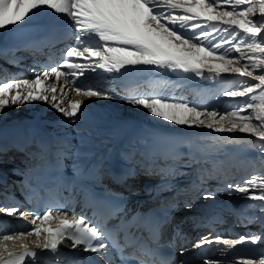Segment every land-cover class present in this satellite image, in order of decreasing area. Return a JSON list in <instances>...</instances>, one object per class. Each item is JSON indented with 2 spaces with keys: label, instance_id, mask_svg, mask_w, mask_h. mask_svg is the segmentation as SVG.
I'll return each instance as SVG.
<instances>
[{
  "label": "snow or ice",
  "instance_id": "obj_1",
  "mask_svg": "<svg viewBox=\"0 0 264 264\" xmlns=\"http://www.w3.org/2000/svg\"><path fill=\"white\" fill-rule=\"evenodd\" d=\"M45 9L51 10L54 17H64L71 23L76 43L63 50L59 63L39 72L33 70L31 78L0 76V113L11 105L43 101L75 124L86 116V111L79 100L64 106L68 91L87 97L117 99L175 125L231 136L247 134L253 138L251 146L264 165V0H0V30L26 23ZM9 62L18 65L20 58ZM240 64L242 66H236ZM143 68L213 81L225 74H236L255 82H245L221 93L224 97L243 100L228 110L190 104L165 95L167 82L164 81L155 82L151 92H141L137 86L127 95H120L114 88L77 83L86 72L97 70L112 74V81L132 80ZM69 78L72 88L66 90ZM53 79L55 83L49 86L46 82ZM181 146L191 148L179 141L157 139L148 145L145 153L129 150L121 156L129 166L120 172L104 159L93 160L87 154L82 158L78 156L67 186L85 193V206L93 208V217L99 219L90 220L86 214L70 219L68 212L58 206L46 207L40 212L33 210L31 230L0 236V264H38L40 254L23 242L26 236L37 237L33 241L35 247L51 253L56 264H61L62 257L68 255L61 253L62 244L72 249L82 246L84 252L96 254L99 259L94 264H117V260L119 264H149L142 256L152 258V264H156L157 259L159 264H175L161 254L159 244L162 229L170 223L168 211L163 215L137 212L129 218L125 211L127 197L123 193L108 192L104 197H97L82 181H99L107 175L117 185L124 186L136 175L137 155L159 156L171 162L155 173L162 177L159 195L170 190L169 185L176 176L185 175L181 168L192 166L184 162L185 155L198 162L191 151H179ZM51 152L53 167L62 178L61 165L66 151L57 145ZM140 167L146 174H153L149 165ZM200 181L204 182L203 176ZM223 187L228 195L242 194L252 202L249 207L254 204L264 214V170L238 183L225 182ZM214 195L205 192L202 198L210 199ZM191 206V203L185 204L187 208ZM0 212L19 213L22 217L30 214L18 207H0ZM249 219H259L264 224V215ZM53 220L58 221L56 226L46 227ZM8 241L13 245L19 242L20 251H10ZM245 242L260 246L256 254L231 261L204 257L203 264H264V229L236 239L201 236L182 247L180 255L205 245L218 248L223 254Z\"/></svg>",
  "mask_w": 264,
  "mask_h": 264
},
{
  "label": "bare ground",
  "instance_id": "obj_2",
  "mask_svg": "<svg viewBox=\"0 0 264 264\" xmlns=\"http://www.w3.org/2000/svg\"><path fill=\"white\" fill-rule=\"evenodd\" d=\"M48 24H55V25H69L71 24L66 18L64 17H54L51 10H42L38 15L34 16L32 19L28 20L26 23L16 25V26H8L7 29L0 30V47H2V37L4 36V33L6 32L8 36L5 37V39L10 38H20L27 36L31 30H34L37 27L48 25ZM148 70V69H147ZM147 70L141 69L138 78H141L142 75L146 76ZM99 72H103L100 70ZM156 73L154 70L151 71ZM153 73V74H154ZM174 77H176L177 82L179 80L183 79L184 77H181L178 74L171 73ZM87 77V76H86ZM168 77H172L168 73H163V76H161L162 80H169ZM145 78V77H142ZM80 79V78H79ZM104 79V78H103ZM83 81H87L88 78H82ZM55 82H48L47 84L51 86ZM61 83H63V78H61ZM90 83L89 81L86 82V84ZM130 83H134L133 80H130ZM91 84V83H90ZM69 85V84H68ZM57 86V85H56ZM59 84L57 88H59ZM66 90L69 89L67 85H65ZM181 90H183V86L181 85ZM206 88V86L204 87ZM220 88V87H219ZM225 89V88H224ZM179 89V91L181 92ZM189 90L191 93H196L199 97V99H206L204 96L203 89H199V86L195 85L192 87H189ZM208 92H210V88H206ZM218 90V87L217 89ZM212 91V90H211ZM165 95H170L168 93V89H164ZM75 92L68 91L67 93V102L65 103V107L68 106V102L72 100H79L82 101V106L86 107V109H90L88 112H86V116L82 119L78 120L75 124L68 121L67 118L63 117L62 114L57 112L55 109H53L48 103L43 101H32V102H25L21 105H11L5 109L3 113H0V131H3L5 129H11V130H17V131H25L26 126L28 124L40 122L42 124H46L51 126L50 124H56L55 122L66 121L67 129L65 130V136L67 135V139L76 146L80 157L82 158L85 154H87L89 157L93 155V153L97 150L103 149L107 145H115V148H119L123 146V141L127 134L133 130H138L140 133H144L146 135H149L152 132H155L156 135L154 137V140L157 139H166V140H175L182 142V144H188L191 146V148L181 146L179 148V151L183 153H188L191 151V153L194 155L195 160L199 156L200 152L203 151V145L208 146L211 141L216 140V143L219 144L222 139H219L220 137H223L225 135L230 136L229 134H217L213 133L210 130L206 129H198L195 127H186V126H179L175 125L173 123H166L164 121H161L159 119H155L151 116H145L141 112H136L135 115L130 111V109H125V105L121 104L124 103L121 101V103L117 102L116 100L113 102H109L105 104L106 106H113L114 112H109L108 114H103V112H100L99 110H96L95 106H90L91 104L87 99L84 98L82 94H79V97L81 98H74ZM60 95V93H57ZM214 94V93H212ZM195 95V94H194ZM204 96V97H203ZM213 96V95H212ZM193 98V97H192ZM212 98V97H211ZM93 100V99H92ZM100 102V101H99ZM101 103V102H100ZM211 105V104H210ZM215 107L217 105L215 104ZM119 108V110H117ZM104 119L105 121L101 120ZM87 124L93 125L95 128V131L98 135H101L100 138L96 137H88L83 133L82 131L85 129ZM63 125H59V127H62ZM160 133H165L164 135H159ZM86 136V137H85ZM235 137L239 138H251L250 136L246 134H236ZM243 138V139H244ZM123 141V142H122ZM239 140H236L234 142H237ZM248 141H253L250 139H247ZM243 143V142H242ZM199 144H201L199 146ZM245 147V146H244ZM249 147V146H248ZM244 152H241L240 150H235L233 152H230L229 156L226 158L227 161H235L236 164L239 166H246L250 162V159L247 158V156L244 155ZM258 154V153H257ZM259 155V154H258ZM186 156V155H185ZM184 156V162L190 163L192 160L188 157ZM77 158V157H74ZM162 159V158H161ZM21 161H24L21 160ZM17 162L14 161L13 163L8 162L4 164L3 166H14ZM193 161L191 164L193 165ZM2 167V166H0ZM235 216H233L234 219ZM227 238L231 239L232 234H229L226 232ZM37 238V237H34ZM13 245V244H12ZM16 245H19L16 244ZM15 245L11 246V249L9 247V250L16 249ZM215 253L214 256H210L212 259H221V260H229L231 261L232 257L235 256H249L256 254V251L243 249V248H235L233 249L235 252L234 254H227L224 256V258H221V254L215 248L212 249ZM233 253V252H232ZM203 264V262H201Z\"/></svg>",
  "mask_w": 264,
  "mask_h": 264
},
{
  "label": "rangeland",
  "instance_id": "obj_3",
  "mask_svg": "<svg viewBox=\"0 0 264 264\" xmlns=\"http://www.w3.org/2000/svg\"><path fill=\"white\" fill-rule=\"evenodd\" d=\"M236 66L239 67V66H242V64L236 65ZM85 74L89 75L90 72H86ZM181 80L183 82L182 85H183V88L186 91V94L181 93L180 94L181 96L179 95L180 99H182V100L183 99H187V101L190 104H196V105H204L206 102H208V104L210 103L211 105L210 104L206 105V107L218 108V109H221V110L231 109V108L237 106L238 103H242L243 102V100H240L239 98L234 99V98H229V97L222 96L221 93L223 91L235 88V87H237L240 84L245 83V82L246 83H254L255 82V81L252 80V78H247V77L241 78V77H238L236 74H225L223 78L215 80V81H213L211 79H197V78H183ZM195 85H199L200 87H203V86L205 87L206 86V88H210V86H211L215 90L218 87V90H216L217 94L214 93L215 90H213L212 92L214 94L208 95L206 97V99H204V98L203 99H199V97L197 98V96H194L190 100L188 97H190V95H193V94L189 90V87H192V86H195ZM204 87H203V89L206 91V89ZM188 90H189V92H187ZM205 91H204V94H205ZM75 94H77V93L75 92L74 95ZM81 97H79V95H78V97H77V95L74 96V98H81ZM84 98L89 101V103L91 104L90 106L93 105V107L94 106H95V108L97 107L96 110H99L100 112H103V114H105V115L108 114L109 112L110 113L114 112V110L112 108L113 106H111L110 104H109V106H106L105 104H107L109 102H113L115 100L117 102L121 103V100H117V99L112 100V99H106V98H101V97H84ZM122 102H124V101H122ZM215 103H218V104H216L217 107H215ZM121 104L125 105V109H130V111L133 113V115H135L136 112L138 111V112H141L145 116H149V115L146 114V112L143 109L133 107V106L127 104L126 102L121 103ZM89 110L86 109V107H85V111L86 112H88ZM117 110H119V108H117ZM159 120H161V119H159ZM161 121H163V120H161ZM164 122L171 123V122H167V121H164ZM252 142L253 141H248L247 144H241L242 141L233 142L231 144H228L226 146V148H225L227 151L230 150V149H233V148L236 149V151L237 150H240L241 152L245 151L246 155L251 157L252 160H253V165H252V167H250V169L248 171H246V172H235V171H232L231 172V173H235L236 174V176H235V178H236L235 181L236 182L233 181L232 183L241 182L245 178H248V177L252 176L253 174H255L257 172H260V171L264 170V165H262V162L259 159V155L257 154L258 152L251 146ZM233 151H235V150H232V152ZM219 162L220 163L223 162L221 158L218 159V161L216 162L215 166H217V163H219ZM215 195H218L220 199L224 200L227 197L226 195H228V194L226 193L224 187H222L221 191H219L218 193H217V191L215 192ZM215 195H214V197H218V196H215ZM232 195H234V198H233L232 203L229 205V207H231V209L225 210V214H224V218L223 219L225 220V222H224V224H225L226 222H228L227 220L229 218H230L229 219V221H230V220H232V216L233 215L235 216L236 221H234V223H231L230 225L227 226L229 232H234V231L236 232V233L234 232L235 233L234 235L232 234L233 239L238 238L240 235H249V234H258V233H260L261 230L264 229V224L258 223L260 221L259 219H251L250 220L249 218H251V217L259 218V217H261L264 214H262L255 207L254 204L251 207H249V205L252 202L247 201L246 199H244L242 194L233 193ZM240 196L243 197L242 200H241V198H239ZM236 199H238V200H236ZM203 200L206 201V199H203ZM207 200H209V199H207ZM239 200H241V202H239V203L235 202V201L238 202ZM226 206H228V204L225 205V207ZM234 229H237V230H234ZM6 243L8 244V247L12 246V244H13V242H11V241H8ZM18 243L19 242H17V244ZM245 245H247V246H245ZM237 247H239V248L241 247V248L252 250V251H257L260 246L259 245H252V244H250L248 242H245V244L237 245ZM226 253L227 254H234L233 256H235V252H234L233 249L228 251V252H226ZM236 257H243V256H235V258Z\"/></svg>",
  "mask_w": 264,
  "mask_h": 264
}]
</instances>
